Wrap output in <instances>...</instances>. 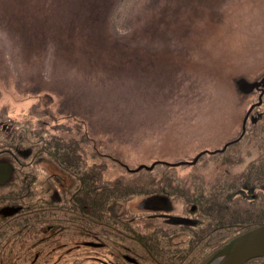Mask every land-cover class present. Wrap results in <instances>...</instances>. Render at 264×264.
<instances>
[{"label":"rangeland","instance_id":"374dc122","mask_svg":"<svg viewBox=\"0 0 264 264\" xmlns=\"http://www.w3.org/2000/svg\"><path fill=\"white\" fill-rule=\"evenodd\" d=\"M116 2L0 0V127L24 119L73 135L89 127L118 162L109 178L201 151L195 163L174 166L176 175L210 181L241 172L258 154L253 139L231 143L230 155L218 149L240 134L257 101L236 79L264 75V0H136L120 37L110 28ZM261 100L246 123L264 112V92ZM153 197L115 200L109 210H147ZM163 209L180 213L182 201L167 198ZM89 253L61 244L52 261L106 264Z\"/></svg>","mask_w":264,"mask_h":264},{"label":"trees","instance_id":"16d2710c","mask_svg":"<svg viewBox=\"0 0 264 264\" xmlns=\"http://www.w3.org/2000/svg\"><path fill=\"white\" fill-rule=\"evenodd\" d=\"M135 2L113 6L116 37L129 28ZM6 117L0 110V124ZM250 120L236 143L252 138L257 156L241 172L210 181L193 172L177 176L165 164L109 178L105 172L118 162L89 127L79 135L57 132L59 123L41 119L0 127V155L13 163L10 179L0 186L1 205L19 207L1 214L0 264H53L55 248L81 241L106 264H205L229 240L264 223V112ZM228 152L229 146L222 153ZM143 196L179 199L182 210H109L115 200ZM245 264H264V256Z\"/></svg>","mask_w":264,"mask_h":264},{"label":"water","instance_id":"95a60500","mask_svg":"<svg viewBox=\"0 0 264 264\" xmlns=\"http://www.w3.org/2000/svg\"><path fill=\"white\" fill-rule=\"evenodd\" d=\"M236 84L238 89L243 93H248L252 91L254 88H259L264 85V76L260 77L256 80H247L245 77H239L236 79ZM263 90H260L258 100L252 103L248 109L246 110L242 125H241V134L245 129V122L247 116L251 109L258 105L261 102V95ZM237 139V138H236ZM234 139V140H236ZM234 140H230L226 142L220 149L223 150L230 142ZM207 151H201L197 155H195L192 159L188 161H176V162H164L161 160H155L150 164H140L135 168L128 169L130 171H137L141 168L151 169L155 164L162 163L171 166H176L179 164H193L196 162L199 156ZM12 167L6 161L0 162V183L7 180L11 175ZM152 203L157 206L162 205V200L158 198L152 199ZM6 211H13L14 209L6 207ZM264 256V223L260 224L257 227H254L250 230H247L236 237L229 240L226 244H224L220 249H218L205 264H245L246 261L253 257ZM127 259L133 261V258L127 257Z\"/></svg>","mask_w":264,"mask_h":264},{"label":"flooded vegetation","instance_id":"af4514ba","mask_svg":"<svg viewBox=\"0 0 264 264\" xmlns=\"http://www.w3.org/2000/svg\"><path fill=\"white\" fill-rule=\"evenodd\" d=\"M260 88V87H259ZM262 90H263V92H264V86L262 87ZM255 91H257L258 93L260 92V89H255ZM1 161H6V162H8L10 165H11V167H12V170H11V175H12V171H13V163H12V161H11V159H6V158H2L1 157V155H0V162ZM11 175H10V177H11ZM10 177L7 179V180H5L4 182H2V183H0V186L3 184V183H5V182H7L9 179H10ZM6 207H9V208H12V209H14L12 212L11 211H6ZM18 206H13V205H1V191H0V220H1V214L2 213H5V214H11V213H14V212H16L17 210H18ZM80 245H82L83 247H85V248H88L87 246H89L88 244H87V242H85V241H81V243H80ZM93 253V252H92ZM92 253H89L90 254V256H92V257H90V258H94V257H97V258H100L101 260L103 259V258H101V257H98V256H96L94 253L92 254ZM127 257H129V256H127V255H125V258L127 259ZM127 260H129V259H127ZM130 261V260H129Z\"/></svg>","mask_w":264,"mask_h":264}]
</instances>
